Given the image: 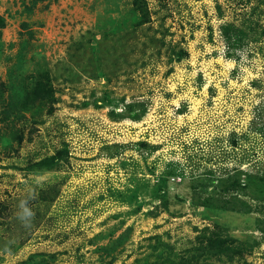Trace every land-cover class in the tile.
<instances>
[{"label":"rangeland","instance_id":"obj_1","mask_svg":"<svg viewBox=\"0 0 264 264\" xmlns=\"http://www.w3.org/2000/svg\"><path fill=\"white\" fill-rule=\"evenodd\" d=\"M235 1L0 0V99L41 69L56 99L0 100V264H264V202L192 201L203 174L264 163V5ZM241 20L233 51L220 27Z\"/></svg>","mask_w":264,"mask_h":264},{"label":"trees","instance_id":"obj_2","mask_svg":"<svg viewBox=\"0 0 264 264\" xmlns=\"http://www.w3.org/2000/svg\"><path fill=\"white\" fill-rule=\"evenodd\" d=\"M252 2H256L257 4L264 5V0H237L235 3H242L244 5H250ZM248 20V19H246ZM244 21V20H243ZM241 20V24L236 25L235 23L226 21L221 24V33L224 36L228 49L237 50L242 47L244 44L245 38L251 36L254 30L252 29L251 24L247 25L246 21L243 22ZM256 24V22H255ZM4 25V18L0 16V27ZM254 26V25H253ZM234 52L230 51L228 53V57H232ZM180 60V59H178ZM52 81L50 79V75L46 73L45 69L37 70L33 72V74L29 77V79L23 81L22 84L25 86L24 89L28 88V92L22 95L21 104L19 101L9 96L8 99H0L2 100L5 108L14 107V112L16 110L20 111L23 108H28L30 104L34 102H38L40 100H56L54 96V90L51 85ZM2 97V95H1ZM12 99V100H11ZM19 114H16L18 116ZM264 126V121L261 123ZM264 128V127H263ZM2 129V128H1ZM1 135L10 139V135L8 131L3 129L1 131ZM22 135L19 132V139ZM68 154L67 149H59L55 153L43 156L35 163H32L30 166L26 167L27 170L31 172H39V170H51L55 166L59 164L64 156ZM239 171H234L228 173L227 171L224 173H219L214 178L210 177V175L203 174L207 177L208 180L197 181L194 185V188H198L199 192L197 195H193V203L196 206L206 205V206H216L220 208H229L231 207L230 203H239V206H236V210H242L244 212H252L259 211L261 207H263L264 202V185L262 187L256 188L253 187L254 182H261L264 180V163H260L256 166L253 172H245L244 178L241 179V174L238 176ZM201 180V179H200ZM211 189V190H210ZM51 190L56 191V185H52ZM208 193V194H205ZM251 193L259 194V197L256 195V202L251 203L245 199V195L248 194L251 196ZM207 195V196H206ZM260 219L259 229L264 233V217ZM216 243H213L209 248H215ZM207 247V246H206ZM222 251H228V245L224 244L221 246H217ZM198 249H205L203 247H199ZM217 253L218 249L216 248ZM54 256L51 254L50 257ZM194 255H181L180 263L182 264H191ZM204 257L203 255H199V258Z\"/></svg>","mask_w":264,"mask_h":264},{"label":"clouds","instance_id":"obj_3","mask_svg":"<svg viewBox=\"0 0 264 264\" xmlns=\"http://www.w3.org/2000/svg\"><path fill=\"white\" fill-rule=\"evenodd\" d=\"M36 196H37V194L34 193V194L32 195V197H31V199H36ZM26 203H27L26 201H21V202H20V206L23 207V209H24V214H25L26 216H28V217H31V221H30V223H24V222H22V218L19 217V215H17V218H18L19 220H21L22 227H24L25 229L31 227L32 224H33L34 221H35V212H34L32 209L27 208V207H26Z\"/></svg>","mask_w":264,"mask_h":264}]
</instances>
